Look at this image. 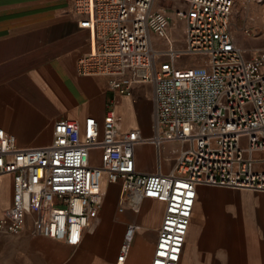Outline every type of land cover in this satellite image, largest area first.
<instances>
[{
  "label": "built area",
  "instance_id": "2783aa9c",
  "mask_svg": "<svg viewBox=\"0 0 264 264\" xmlns=\"http://www.w3.org/2000/svg\"><path fill=\"white\" fill-rule=\"evenodd\" d=\"M67 1L84 16L78 25L92 28L97 39L96 49L78 59V71L106 76L123 95L150 83L153 132L121 130L111 105L101 123L92 116L57 120L46 146H19L0 127V184L8 178L10 190L0 231L16 232L30 217L37 233L76 246L98 214L103 183H119V212L136 211L146 196L164 204L151 264H178L200 186L264 192V49L248 57L233 40L234 0H183L186 6L174 10L185 22L181 48L169 34L170 15L154 8V0ZM151 32L164 49L154 47ZM188 56L201 64L180 62ZM143 143L158 155L165 144L178 143L172 169H137L134 149ZM135 230L126 226L120 263Z\"/></svg>",
  "mask_w": 264,
  "mask_h": 264
},
{
  "label": "crops",
  "instance_id": "0c3cea01",
  "mask_svg": "<svg viewBox=\"0 0 264 264\" xmlns=\"http://www.w3.org/2000/svg\"><path fill=\"white\" fill-rule=\"evenodd\" d=\"M246 2L234 0L230 30L235 43L251 57L254 50L264 48L260 37L264 20L257 21L259 14L251 13L250 5L258 7L260 2ZM153 6L170 15L169 34L176 47H183L185 22L174 16V10L184 8V1L154 0ZM83 18L67 0H0V127L12 134L19 146L48 145L59 119L82 122L92 116L101 123L108 105L119 117L121 130L136 128L145 136L152 134L150 83L137 84L130 94L123 95L110 89L106 76L78 71V59L97 45L94 30L78 25ZM244 27L252 35L245 36ZM150 39L155 48H165V41L155 33H150ZM186 58V65H195V57ZM168 144L159 155L150 143L137 145L136 168L147 171L142 166L152 159L154 148L157 159L150 172L158 165L162 172H169L172 164L168 159L176 158L177 153L165 154ZM92 154V163H97L98 150ZM2 182L0 209L10 196L8 178ZM202 187H206L204 198L198 202ZM114 189L115 203L106 202ZM103 190L98 214L78 245L37 233L31 218L26 217L20 230L0 231V264H151L164 204L146 196L136 211L125 207L119 212V183L104 182ZM198 197L178 264H264V192L200 186ZM129 223L136 225V230L129 253L120 263L119 247Z\"/></svg>",
  "mask_w": 264,
  "mask_h": 264
},
{
  "label": "rangeland",
  "instance_id": "374dc122",
  "mask_svg": "<svg viewBox=\"0 0 264 264\" xmlns=\"http://www.w3.org/2000/svg\"><path fill=\"white\" fill-rule=\"evenodd\" d=\"M256 1H259L260 2V3H257V4H259L258 7H255L256 5H250L251 3H253V4L256 3ZM245 2H246V0H244V3ZM246 3H248L251 6V13L252 12H255V13L257 12L259 14V15H257L258 16V20L257 21H260L259 19L264 20V11H261V10H264V0H254V2L249 1V2H246ZM259 9H261V10H259ZM262 30L264 31V28ZM260 37H262L264 39V34H261ZM259 50L260 49L254 50L253 51V54H256L257 52H259ZM180 62H185L186 63L187 62V58L184 57L183 59H180ZM194 62H195V65H200L201 64V62H198L197 60H195ZM173 148H177V144L176 143H170V144H168L164 148L165 154H173L174 153L172 151ZM151 154H152V159L150 161H147V163H146L147 165L142 166L143 169H146L149 172L154 169V165L156 164L157 156H156V151L154 150V148L152 149ZM143 159L144 160L147 159L145 155H143ZM168 160L172 164L171 165V169H172L173 164L175 162V158L168 159ZM148 165H149V167H148ZM151 165H152V168H150ZM204 188H206V187H202V190L200 191V195L198 197V202L201 201V199L204 198V193H205V189ZM116 197H117V191L114 189V190H112V191L109 192L106 202L111 201L114 204L115 203V200H116ZM148 200L150 201L151 199H148ZM193 216H195V214H193ZM192 221H193V219H192Z\"/></svg>",
  "mask_w": 264,
  "mask_h": 264
},
{
  "label": "bare ground",
  "instance_id": "6f19581e",
  "mask_svg": "<svg viewBox=\"0 0 264 264\" xmlns=\"http://www.w3.org/2000/svg\"><path fill=\"white\" fill-rule=\"evenodd\" d=\"M160 159H161V158H160ZM2 183H3V182H2ZM2 183H1V184H2ZM1 184H0V185H1Z\"/></svg>",
  "mask_w": 264,
  "mask_h": 264
}]
</instances>
